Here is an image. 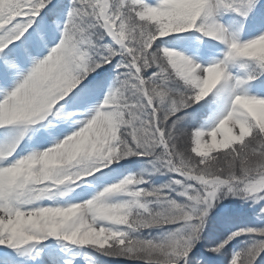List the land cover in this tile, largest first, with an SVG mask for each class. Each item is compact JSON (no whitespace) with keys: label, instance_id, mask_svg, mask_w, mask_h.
Masks as SVG:
<instances>
[{"label":"snow or ice","instance_id":"6c2138e0","mask_svg":"<svg viewBox=\"0 0 264 264\" xmlns=\"http://www.w3.org/2000/svg\"><path fill=\"white\" fill-rule=\"evenodd\" d=\"M0 264H264V0H0Z\"/></svg>","mask_w":264,"mask_h":264}]
</instances>
